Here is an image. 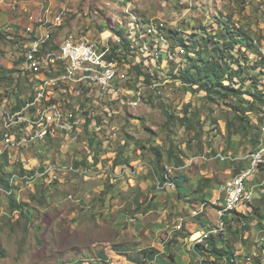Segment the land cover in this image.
<instances>
[{"label": "rangeland", "instance_id": "1", "mask_svg": "<svg viewBox=\"0 0 264 264\" xmlns=\"http://www.w3.org/2000/svg\"><path fill=\"white\" fill-rule=\"evenodd\" d=\"M42 1L47 3L53 1L56 7L64 3L61 0ZM14 2L16 1L13 0L10 3ZM47 6H50L52 12L56 10L53 5ZM129 14L137 19L140 18L143 22L157 20L165 22L167 26L173 24L186 38L190 37L191 30L194 31L195 28L205 29L199 30L198 35L190 39L193 45L196 43L198 46L203 36L211 37V40L216 38L220 42L219 46H222L224 40L222 34L227 26L240 28L251 38L264 40V0H70L66 5L57 40H61L66 34H74L79 39H91L104 30L118 33L119 27L124 26ZM52 17V14L48 15L47 20H51ZM9 34L14 39H10ZM9 34L5 32L7 36L4 40H0V71L6 74L18 68L19 65L15 63L21 53L18 47L22 48V44L29 41L25 27L16 34ZM119 35H122V31ZM241 43L242 41L239 45H242ZM198 46L195 45V48L197 49ZM242 46H244L242 54L246 53V57L234 55L240 57L238 62L242 63L243 76L254 75L256 78L254 81H257L259 89L264 91V76H258L252 69L264 70V60H257L253 49L245 52L246 47ZM236 48L238 50V47ZM196 57L193 54L191 60H195ZM238 62L234 61L233 64ZM181 70L184 68L182 67ZM181 70L160 80L155 87L150 86L151 78L146 81L143 76L144 80L140 81V75L133 74L127 81L126 87L134 90L135 93L139 91L140 95L129 97V100L124 97V103L108 101L109 110L113 109L115 114L107 118L109 126L103 121V116L107 112L101 109V100L96 99L87 109L89 113L92 112L91 117L84 113V130L82 129L84 137L81 140L69 146L66 144L61 146L57 141H47L46 144L38 146L42 152L35 149L28 155L39 163L49 160L51 163L74 165L78 156L82 157L84 151H88L91 154L95 153L102 162H106L107 154H111L112 147L116 149V157L118 154L125 163L129 160H133L134 163L137 158H140L146 162L148 172L155 171L158 174L156 155L154 151H151L152 148L157 147L164 167L176 166L177 157L182 158L185 163L193 160V163L185 168L187 171L198 172L209 166L214 175V181L220 185L226 179L235 176L237 173L234 172L235 168L245 169L248 166V161L242 160L232 165L221 163L214 157L217 151H221L222 154L229 152L243 158L242 156L253 150L247 141L250 137L245 139L240 134H235L239 121L231 109L239 108L238 113H241L247 105L241 103L239 98L228 97L219 101L206 99L204 91L191 89L182 82L179 77ZM11 75L14 77L13 83L7 84L1 81L0 91L12 89L15 93L12 92L11 97L15 98L18 93L14 87L17 73H11ZM129 101L135 102L136 106L128 105ZM251 105L253 107L250 110ZM185 108L188 109L186 113ZM248 108L250 111L245 113L243 121L247 123L251 134H254V128H256L259 134V145H262L264 143V111L260 109L258 102L250 104ZM166 111L174 116L186 114L193 129H186L176 120L173 123L167 121ZM96 114H100L101 117ZM115 128L119 130L111 138L108 134L111 132L112 135ZM95 133H98V141L93 142L94 139L89 138ZM104 141H106L105 144H103ZM17 155L21 157L24 153L18 152ZM9 156L13 158L14 152L10 151ZM11 169H13L11 166L3 167L4 171ZM183 170L181 172H184ZM179 173L180 171H176L170 176L173 178ZM77 178L81 180V177L76 175H68L61 177L57 183H51L45 187L37 186L33 192L26 190L21 193L19 201L27 204L26 217L19 210L18 212L10 211V201L0 196V264L44 263L45 251L40 247H44L42 241L45 240L36 233L33 216L40 213L39 209L47 206L53 214V219L54 212H57L52 209L54 205L58 203L69 206V201L76 200L79 191L84 189L77 186ZM70 179L74 180L71 182ZM69 195L72 199H67ZM48 220L49 215H47ZM43 233V238L50 237L47 231ZM47 264L50 263L47 262Z\"/></svg>", "mask_w": 264, "mask_h": 264}, {"label": "built area", "instance_id": "2", "mask_svg": "<svg viewBox=\"0 0 264 264\" xmlns=\"http://www.w3.org/2000/svg\"><path fill=\"white\" fill-rule=\"evenodd\" d=\"M61 1L64 3L60 7L49 4L56 8L55 13L50 11L48 4L42 2L40 15L34 18L29 15V25L25 26L29 41L22 44V48L18 47L21 52L18 57L22 59L14 72L17 73L14 87L18 93L12 98L14 90L0 91V163H4L6 168H13L6 171L9 175L5 184H0V196L7 200L14 197L20 202V194L24 191L33 192L37 186H49L68 175L105 177L110 184H115L125 177L137 175L141 168H148L143 160L128 165L119 164L117 168L100 160L97 166H92L90 157L85 165L78 166L51 163L49 160L39 163L28 154L35 149L42 152L38 146L47 141L69 146L81 140L84 137V113L91 117L92 112L89 113L87 109L96 99L101 100V109L107 112L103 121L109 126L107 118L115 114L113 109L109 110L108 101L124 103V97L129 100V97L140 95L139 91L135 93L126 87L133 74H138L136 66L143 73L152 75L150 86L155 87L160 80L175 74L186 63L185 55L190 58L193 55L187 52V46L192 42L173 24L167 26L165 22L157 20L143 22L131 14L124 26L119 27L122 35L104 30L91 39H79L74 34H66L58 41V30L70 0ZM9 7L17 10L18 2L10 3ZM50 14L53 17L47 20ZM0 29L13 34L10 26ZM252 44L257 60H264V40L253 38ZM13 78L12 75V83ZM139 80H144L143 75L139 76ZM127 103L136 106L133 101ZM118 130L115 128L113 134L109 132L108 135L113 138ZM95 134L98 136V133ZM111 149V156L116 158V149ZM10 151L14 152L13 158L9 156ZM18 152L24 155L19 157ZM214 157L221 163L232 165L242 160L248 161V166L219 185L216 201L222 204L216 210L214 225L188 237L187 241L192 248L198 246L201 250L208 249L212 238L225 234L228 225L225 217L228 214H235L241 206L254 203L256 190L260 194L264 192L262 185L252 183L255 175L264 170V143L243 158L229 152L222 154L221 151H217ZM83 158L76 161L81 162ZM192 163L193 160H190L181 167H164L165 172L160 176L152 171L155 189L161 192L175 190L176 184L170 174ZM239 222L241 229L248 224L244 220ZM242 257L241 261L232 257L230 262L253 264L257 260L262 261L257 249ZM202 262L201 259L199 264Z\"/></svg>", "mask_w": 264, "mask_h": 264}, {"label": "crops", "instance_id": "3", "mask_svg": "<svg viewBox=\"0 0 264 264\" xmlns=\"http://www.w3.org/2000/svg\"><path fill=\"white\" fill-rule=\"evenodd\" d=\"M11 1L0 0V28L10 26L13 34L29 25V15H40V4L46 2L14 0L18 8L12 10ZM47 4L55 5L53 1ZM116 158L107 154L103 163L117 168ZM209 168L193 173L181 170L173 177L176 189L162 192L155 189L154 175L148 168L115 184L105 177H81L82 182L77 178V186L84 189L76 200L69 201V206L54 205L52 209L57 212L53 219L47 206L33 216L35 231L45 240L44 247H40L45 251L43 264H199L201 259L214 260L205 253L213 247L230 248L234 251L232 257L239 261L242 255L257 249L262 261L253 264H264L263 191L260 194L256 190L255 202L250 206H241L238 212L225 217V234L212 238L208 249L192 248L188 243L190 235L214 225L216 210L222 204L216 201L219 184ZM255 178L254 185L264 188V170ZM68 198L72 199L71 195ZM240 220L248 223L246 228L239 227ZM45 231L50 237L43 238Z\"/></svg>", "mask_w": 264, "mask_h": 264}, {"label": "trees", "instance_id": "4", "mask_svg": "<svg viewBox=\"0 0 264 264\" xmlns=\"http://www.w3.org/2000/svg\"><path fill=\"white\" fill-rule=\"evenodd\" d=\"M224 25V23H223ZM227 25V24H225ZM196 30H191L192 33L190 37L187 39H191L193 36L198 35V31L205 29L202 28H195ZM0 29V40L5 39V32ZM121 31L117 34H119ZM223 44L222 46H219V41L214 38L211 40V37L203 36L199 40L198 46L195 42V44H190L187 46V52H190L191 54H195L197 57L195 60H191V58L188 55H185L186 63H183L179 70L184 68V70H181L180 79L183 83L188 85L191 89H199L200 91L205 92L206 99L211 101H219L223 100L228 97L232 98H239L241 103L246 104V108H243L242 112L238 113L240 110L239 108H231L232 112H234L235 118L239 121V125L237 127V130L235 131V134H240L242 138L247 139V137H250L247 141H249L251 147L256 149L259 146V134L254 128V134H251V132L248 130V125L243 120L245 119V113L250 111L253 107L251 105L250 110H248L250 104L255 102L259 103L260 109L264 111V91L259 89L258 84L254 81L256 80L254 75L251 76H243V66L242 63L240 64L238 62V59L240 57L238 55H242V57H246L247 50H254L255 48L252 44L253 38L251 36H248L246 32H244L240 28H235L234 26H227V28L224 30V33L222 34ZM242 41V45H245L246 51L243 53V47L242 45H239ZM195 45L198 46V48H195ZM238 47V50L237 48ZM194 50V51H192ZM237 50V51H236ZM236 51V52H235ZM234 54H238L235 56ZM206 55V56H205ZM231 58V59H230ZM21 57L16 63V65L20 64ZM126 59V58H125ZM236 61L238 64H233V62ZM136 71L139 75L145 76L146 81H149V79L152 77L151 74L143 73L142 70L138 66L135 67ZM253 71H256V74L258 76H264V72L262 69L256 70L257 68H252ZM178 70V71H179ZM177 71V72H178ZM16 72V70H13L9 73V75H6V72L1 71L0 72V81H5L7 84H11L12 82V75L11 73ZM238 85V86H237ZM249 104V106H248ZM188 107V106H187ZM240 107V106H239ZM228 109V107H227ZM185 108V113H186ZM167 121H170L173 123L175 120L179 121L181 125H183L186 129H193V125L189 123V119L184 114V116H174L169 113V111L165 112ZM259 122V121H257ZM89 139L93 142L98 141V136L96 134H93L90 136ZM124 145V144H123ZM151 151H154L156 155V172L157 175H162L165 172L164 165L162 163V156L159 154V150L157 147H154L151 149ZM87 154L84 155L83 160L81 162H74L75 166L78 165H85L88 157L91 158L92 166H97L100 158L95 154H91L86 152ZM169 153L171 154L172 151L170 150ZM96 157V158H95ZM3 159L5 160L4 156ZM119 164H126L128 165V161H125L121 159V157L118 156L116 161ZM174 167H181L184 165V161L182 158H176ZM4 163H0V184L4 185L5 180L8 177L9 173L3 170ZM240 169H234V172H237ZM155 172V171H154ZM10 201V211L13 210H20V213L23 214L26 217V211H27V204L25 203H17L14 197L9 198ZM26 207V208H25ZM247 227V226H246ZM244 227V228H246ZM212 245H214V242L211 241ZM210 243V244H211ZM200 248V247H198ZM232 252L230 248H221L220 250H216L214 247L211 248L209 251H205V253H208L207 258L213 257V261L205 260L202 262V264H233L230 262V259L232 258ZM229 256V257H228ZM221 261V262H216Z\"/></svg>", "mask_w": 264, "mask_h": 264}, {"label": "clouds", "instance_id": "5", "mask_svg": "<svg viewBox=\"0 0 264 264\" xmlns=\"http://www.w3.org/2000/svg\"><path fill=\"white\" fill-rule=\"evenodd\" d=\"M160 176V175H159ZM173 179V178H172ZM176 184V183H175ZM16 200V199H15ZM17 202V201H16ZM17 203H21V202H17Z\"/></svg>", "mask_w": 264, "mask_h": 264}, {"label": "bare ground", "instance_id": "6", "mask_svg": "<svg viewBox=\"0 0 264 264\" xmlns=\"http://www.w3.org/2000/svg\"><path fill=\"white\" fill-rule=\"evenodd\" d=\"M196 236V235H195Z\"/></svg>", "mask_w": 264, "mask_h": 264}]
</instances>
